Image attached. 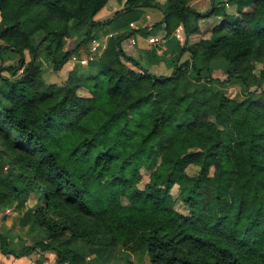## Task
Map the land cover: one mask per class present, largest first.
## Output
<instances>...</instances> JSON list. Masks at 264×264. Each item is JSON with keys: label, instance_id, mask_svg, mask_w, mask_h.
Listing matches in <instances>:
<instances>
[{"label": "trees", "instance_id": "trees-1", "mask_svg": "<svg viewBox=\"0 0 264 264\" xmlns=\"http://www.w3.org/2000/svg\"><path fill=\"white\" fill-rule=\"evenodd\" d=\"M158 1L126 0L99 23L110 0H0V49L21 58L12 75L22 71L0 85V165L15 174L0 177V211H22L19 226L39 238L15 251L0 232L1 255L51 252L55 264H84L82 248L120 247L126 264L138 255L150 264H264V89L238 100L196 86L223 59L230 79L261 87L264 0H212L203 14L189 6L195 0H165L161 21L133 29ZM179 28L185 41L168 77L123 52L137 32L167 37ZM83 29L76 49L97 39L94 31L107 37L87 63L97 72L45 86L41 48L58 71L72 59L64 42ZM186 53L191 61L180 62ZM174 186L188 215L175 209Z\"/></svg>", "mask_w": 264, "mask_h": 264}, {"label": "rangeland", "instance_id": "rangeland-1", "mask_svg": "<svg viewBox=\"0 0 264 264\" xmlns=\"http://www.w3.org/2000/svg\"><path fill=\"white\" fill-rule=\"evenodd\" d=\"M125 1L126 0H122L121 3H118L116 0H110V2H108V4L93 18V20L99 23L106 22L113 17L116 11L125 6ZM210 2V0H201L199 3L194 5L192 9L203 14L210 9ZM190 4H192V2H190L189 5ZM167 6L168 5L165 0H159L156 3V7L143 9L141 11V18L143 19L141 20L140 18V20L132 24L131 27L137 30H141L145 27L149 29L152 28L154 24L162 20L165 12H167ZM213 23V19H209L206 22L202 23V34H200L197 39L205 37L206 30L210 28ZM109 29L110 27L106 26L102 30L108 31ZM149 29L147 32L150 31ZM102 30L94 31L93 35L96 34L98 38L92 40L79 49H76V45L82 40L83 34L85 33L86 29H83V31L78 35L66 40L64 42L63 50L72 52V59L58 71L53 70L51 60L46 57L44 51L46 44H44V47L41 48L38 54L37 63L42 70V80L45 86L54 87L56 90H59L65 85L68 78L77 72H97V69H89L87 67V63L92 60H97L107 43V37H102ZM123 32H116L115 34H125V32ZM41 37L42 34L37 35V41ZM184 41L185 37L183 35L182 28L177 29L172 35L167 37L162 29H155L150 33L137 32L133 34V36L125 39L122 42L121 46L123 52L127 56H130L131 58L140 62V64L147 68L152 75L168 77L171 75L173 70L172 58L178 53V50L182 47ZM0 46H3L2 42H0ZM19 60H21V58L16 54H13L7 50L0 49V85L3 79L12 81L21 77V70L18 71L15 75H12L11 73V70L13 68L18 67ZM185 60L191 61V56L187 53L182 56L180 62H183ZM22 62L28 63L29 57L25 55ZM261 68L262 65H257L255 73L258 74ZM229 69L230 65L223 59L212 61L210 63L208 72L201 74L199 82L198 84H196V86H211L222 93H226L230 97H235L238 100H242L244 98V94L247 92V90L250 92H259V90L264 89V83H262L261 87H255L252 82H250L247 86H243L236 80L230 79L228 73ZM78 93L81 96L87 95V92L82 89L79 90ZM255 94L257 95L258 93ZM185 122H187V119L180 120V123ZM196 171L197 169L195 168H189L187 170V172L191 175ZM141 174L143 176V180L138 185L139 188H143V186L148 181L147 174L143 170L141 171ZM14 176V172L7 170L4 164L0 165V177L14 178ZM170 194L172 198L176 200L175 209L180 214L188 215L187 210L182 207L180 201L178 200L179 191L177 186H174L171 189ZM21 212H10L9 214L5 215L4 213L0 212V232L11 240L14 237L17 238V245L19 246V248L21 246L31 247L36 242H38L39 238L30 233L27 228H22L19 226L18 222L22 215ZM11 215L12 217L10 219ZM6 219H9V221H6ZM6 224L11 227L7 228L5 226ZM17 229H20V231L22 230V237L16 233ZM80 250L81 247L78 249V251ZM82 252L85 255L84 264H126V252H124L120 247H116L111 250L82 248ZM45 254L33 253L25 257L24 263L28 264L31 261H33L32 263H34L35 260L38 261ZM130 259L135 264H150L146 256L138 255L135 258L133 257ZM43 260H39V263L42 264L43 261V264H52L50 258H45Z\"/></svg>", "mask_w": 264, "mask_h": 264}, {"label": "crops", "instance_id": "crops-1", "mask_svg": "<svg viewBox=\"0 0 264 264\" xmlns=\"http://www.w3.org/2000/svg\"><path fill=\"white\" fill-rule=\"evenodd\" d=\"M201 0H195V1H192V4H190L189 6L192 8L194 5H196L197 3H199ZM210 1H212V0H210ZM210 4H211V2H210ZM143 18H141V20H142ZM140 20V19H139ZM138 22V21H137ZM142 27H144V26H142ZM131 40V39H130ZM136 40V39H135ZM167 41V40H166ZM165 41V42H166ZM1 213H4V215L5 214H9L10 212H9V210H2V211H0ZM9 216V215H8ZM11 217H12V215L10 216V219H11ZM6 221H9V219H6ZM18 224H19V222H18ZM7 228H10L11 226H9L8 224H6L5 225ZM1 228V227H0ZM16 233L19 235V236H21L22 237V235H23V232H22V230L20 231V229H17V231H16ZM27 238V237H26ZM7 240H8V242H9V244L15 249V251H18V250H20L21 248H22V246L19 248V246L17 245V241H18V239L17 238H12V240L10 239V238H8L7 237ZM45 258H50V260H51V263L52 264H55V260H56V257H55V254L54 253H51V252H47L43 257H41L39 260H43V259H45ZM25 259V257H23V258H19V259H17V258H14V257H12V256H3V255H1L0 254V264H27V263H24V260ZM54 259V260H53ZM39 260L37 261V260H35V262L34 263H32L33 261H31V262H29L28 264H40L39 263ZM37 261V262H36ZM44 261V260H43ZM43 261H42V264H43ZM53 261V262H52Z\"/></svg>", "mask_w": 264, "mask_h": 264}]
</instances>
